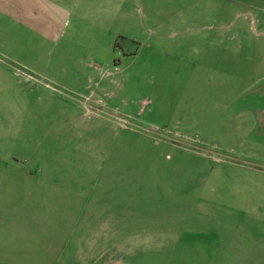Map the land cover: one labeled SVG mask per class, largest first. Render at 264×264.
I'll list each match as a JSON object with an SVG mask.
<instances>
[{"label": "rangeland", "instance_id": "1", "mask_svg": "<svg viewBox=\"0 0 264 264\" xmlns=\"http://www.w3.org/2000/svg\"><path fill=\"white\" fill-rule=\"evenodd\" d=\"M256 8L0 0V264H264Z\"/></svg>", "mask_w": 264, "mask_h": 264}, {"label": "trees", "instance_id": "2", "mask_svg": "<svg viewBox=\"0 0 264 264\" xmlns=\"http://www.w3.org/2000/svg\"><path fill=\"white\" fill-rule=\"evenodd\" d=\"M123 40H125V42H127L128 45H130V42H132V43L135 42V41H133V39H131L129 37L119 35L118 38L115 40V46L121 47L123 45V42H124ZM127 48H128V46H127Z\"/></svg>", "mask_w": 264, "mask_h": 264}, {"label": "crops", "instance_id": "3", "mask_svg": "<svg viewBox=\"0 0 264 264\" xmlns=\"http://www.w3.org/2000/svg\"><path fill=\"white\" fill-rule=\"evenodd\" d=\"M247 1V3H249V4H253V5H255L257 8L256 9H258V10H262V9H264V4H261L260 3V1L259 0H245V2Z\"/></svg>", "mask_w": 264, "mask_h": 264}]
</instances>
